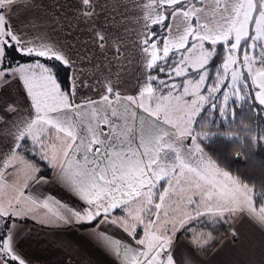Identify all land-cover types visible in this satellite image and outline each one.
I'll use <instances>...</instances> for the list:
<instances>
[{
  "label": "snow or ice",
  "instance_id": "6c2138e0",
  "mask_svg": "<svg viewBox=\"0 0 264 264\" xmlns=\"http://www.w3.org/2000/svg\"><path fill=\"white\" fill-rule=\"evenodd\" d=\"M7 2L11 3V0ZM180 2L181 0H150L148 7L154 4L157 10L155 15L145 22L146 31L141 43L144 45L143 52L147 54L146 68L149 70L155 68V73L150 72L146 81L155 82L158 89L167 88L171 96L179 85L169 84L167 80L173 74L186 75L187 68H192L197 75L195 80L187 79L181 96L196 97L190 102H184L190 103L194 115L204 102L214 101L218 92L227 103L229 96L227 92H220V85L229 78V73L230 80L225 87L228 92L244 100L245 96L239 95L248 87L244 73L240 71L243 67L258 89L255 98L260 105H264V0H260V11L251 36L248 26L253 23L252 13L256 11L254 0L234 3L231 8L226 6L224 12L230 14L224 16L222 12L224 23L212 27L207 23H201L199 15L195 24L188 22L190 17L197 13V9L195 6L188 9L183 5L180 8L174 7ZM4 3L5 0H0V6ZM80 4L82 14L90 16L93 12V0H80ZM178 18H182L185 23L182 25L171 23ZM149 25H157L160 31L148 30ZM190 37L191 44H189ZM98 41L100 47H103L104 37L98 36ZM205 43L209 46L205 47ZM217 45L220 46L219 52ZM257 48H260V51L255 55L260 57L259 64L262 69L257 74L259 79L253 75L251 67L255 62L252 53ZM9 49L14 50L21 62L10 60ZM170 51L175 53L171 59ZM192 53L196 55L189 63L187 57ZM220 53L224 54V59L217 67L214 58ZM79 56L86 58L87 54L79 49H72L71 46L65 48L56 42H26L23 36L12 28L10 19H6L5 15L0 13V85H3L0 91L8 92L13 83L20 85V90L27 101L29 116L32 117L19 123L13 121L18 135L8 143L0 145V160L5 159L6 153L5 165H7L10 160L17 158L19 152L29 147L30 140L31 148L41 159L48 160L49 164L58 169V178L62 179L73 195L83 203L79 208H68L70 213L68 216L56 213L57 222L72 226L88 225L92 229H98L100 225L123 229L133 237L136 244L144 246L145 251L137 252L129 259L130 249L127 244L119 245L100 231L89 232L88 236L98 244L103 242L114 244L118 250V258L123 257L124 264H174L171 256L165 254L163 258L161 257V252L170 245L171 240L156 235L154 223L161 219L159 210L165 204L166 197L170 195L173 182L177 185L183 182L193 191L199 192L202 199L207 198L209 203L214 200L216 210L232 211L234 206L247 205L255 212L252 206V189L247 185L241 184L227 172H221L210 161L206 163V158L196 157L193 164L183 155L182 149L183 152L188 153V156H191V153L187 146L183 145L182 138L190 136L193 141L197 139L191 129V119L188 120V126L179 128L171 135L160 128L146 130L141 127L138 147H133V141L129 140L126 145L118 146L117 149L104 155L107 150L99 147L103 142L94 128L89 126L81 131V126L69 118L72 114L79 115L80 109L89 103L88 101L82 103L76 98L78 89L85 86V80L80 78L83 73L80 70ZM209 65L210 67H207ZM233 65L235 67H231ZM201 69L203 71H200ZM156 73L164 75L161 77ZM69 77L71 80L62 88L63 82ZM206 82H208V87L205 89L207 94L201 95L200 90ZM153 92L152 83H146L143 91L139 92V98L128 95L124 100L129 105L143 108L150 116H157L158 119L159 114L164 112L163 122L172 123L168 116L169 108L162 103L169 97L157 96L156 99L161 103L155 108L146 105L145 99L151 100ZM120 95L110 85L105 89V94L100 100L111 106L109 97L120 98ZM181 96L174 99L180 100ZM15 104L14 99L10 98L9 103H4L0 98V112L6 115L14 112ZM213 108H218L223 115V107L214 102L209 105L207 112H211ZM111 114L115 116V110ZM93 115L95 116V112ZM9 119H11L10 115ZM0 123L7 127V123L2 119ZM103 123H110L107 116L103 118ZM173 126L178 127L175 124ZM59 137H62L65 143L62 161H58L55 155H49L46 143L50 140L54 142ZM75 156H81L82 159H73ZM32 167L37 166L32 165ZM0 180H3L2 175ZM45 180L42 174L33 177V183H43ZM161 181L167 182L169 189L160 190L158 202L154 203L155 190ZM188 199L199 214L200 199L195 201L191 197ZM24 202L18 199L15 204L11 201L7 205L0 203V224L7 229L3 235H0V264H15L16 261L19 264H26L25 258L17 252L13 238L17 221L27 216V210L22 207ZM40 203L39 197L31 200L33 206ZM57 204L59 207H66L59 202ZM42 206L49 207L47 202ZM124 213H127V216H124ZM258 219L264 222V208L260 209ZM49 223L52 221L50 220ZM137 226H141L144 239L136 236ZM62 264H66V261Z\"/></svg>",
  "mask_w": 264,
  "mask_h": 264
},
{
  "label": "crops",
  "instance_id": "0c3cea01",
  "mask_svg": "<svg viewBox=\"0 0 264 264\" xmlns=\"http://www.w3.org/2000/svg\"><path fill=\"white\" fill-rule=\"evenodd\" d=\"M237 2L245 0H181L180 4H184L185 9L192 6L197 9L188 22L195 24L199 15L201 23L212 27L224 23V16L230 14L224 12L225 7L231 8ZM149 3L150 0H93L90 16L82 14L80 0H11V3L5 0L0 6V13L10 19L12 28L26 42H56L65 48L71 46L87 54L86 58L78 57L83 73L80 78L85 80V86L78 89L76 98L82 103H89L80 109L79 115L72 114L69 118L81 126V131L89 126L94 128L103 142L99 147L107 150L104 155L118 146L126 145L129 140L133 141V147H138L141 127L146 130L160 128L170 135L177 132L124 100L128 95L139 98V92L149 83L146 81L149 72L146 68L147 54L143 52L144 45L141 43L146 31L145 22L157 10L154 4L148 7ZM222 12L224 16H221ZM171 23L182 25L185 22L178 18ZM152 26L149 25L148 30ZM98 36L104 37L103 47H100ZM110 85L121 94L120 98L109 97L111 106L100 100ZM2 88L3 85H0ZM0 98L4 103H9L10 98L16 101L14 112L8 115L0 112V119L7 123V127L0 123V145H3L18 135L13 121L19 123L32 117L29 116L20 85L13 83L8 92L0 91ZM113 110L115 116L111 114ZM105 116L109 124L103 123ZM187 140V136L182 138L183 145L187 146ZM46 143L49 155H55L58 161H62L65 151L63 138ZM187 148L191 156L183 149L182 153L193 164L196 157L206 158V163L210 161L197 149ZM4 155L5 159L0 160V175L3 176V180H0V203L7 205L9 201L13 204L18 199L25 201L22 207L27 210L26 218L30 223L15 245L26 264H62L64 261L66 264H124V258H118L116 246L107 242H94L88 236L92 231H100L119 245L127 244L129 259L141 251L133 237L118 227L100 225L98 229H80L79 224L72 226L62 222L61 225L36 224L43 213L54 218L56 213L68 216V208H79L83 202L58 178V169L52 167L48 160L45 159L54 172L53 177H45L43 183H33V177L39 175L37 168L28 166L32 164L20 155L5 165L7 154ZM73 159L82 157L75 156ZM36 197L41 203L33 206L31 200ZM44 202L48 203V208L42 206ZM57 202L66 207H59ZM234 211L241 216L232 222V238H223L206 257L190 248L187 240L178 239L170 253L174 264H264V223L247 205L234 206Z\"/></svg>",
  "mask_w": 264,
  "mask_h": 264
},
{
  "label": "trees",
  "instance_id": "16d2710c",
  "mask_svg": "<svg viewBox=\"0 0 264 264\" xmlns=\"http://www.w3.org/2000/svg\"><path fill=\"white\" fill-rule=\"evenodd\" d=\"M181 5L184 6V4H179L176 6V8H180ZM151 29L160 31V28L157 25L152 26ZM189 44H191V40L189 41ZM208 46L209 45L205 43V47ZM159 47L160 45L158 44V48ZM219 48L220 46L217 45L218 52ZM8 51L10 60H12L13 62L17 61V63L21 62L20 57L14 52L13 49H9ZM259 51L260 48H257L255 52L252 53L255 59V62L251 66L253 69V74L262 70L259 61L257 60L258 55H255V53ZM173 55H175L174 52L169 53V58L171 59ZM195 55L196 53L188 55L187 59L189 63H191L192 58ZM237 57L239 63V53L237 54ZM177 59H179V57H177ZM214 59L216 66L219 67L221 61L224 59V54L220 53V55ZM157 63L159 64L160 62L158 61ZM173 66L175 67V65ZM207 67H210V65ZM200 71H203V69H201ZM240 71L244 73L245 83L248 84V87L246 89H243L239 93V95L245 96V99L240 100L232 92H228V89L225 87V85L229 83V73V78L225 79L224 84L220 85V92H227L229 96L227 103H225L223 97L219 92L215 94L216 98L214 101L208 100L204 102L205 106L197 116L198 118L193 125L192 132L197 136V139L195 141L198 143V145L201 147L210 161L221 172H227L229 176L233 177L234 179L240 181L241 184L247 185L250 189H252L253 208L259 211L260 208L264 205V108L261 107V105L255 98L256 88L254 87L251 78L248 76L245 69L241 68ZM150 72L155 73V68L149 70L148 74ZM156 74L161 77L164 75L163 73ZM196 75L197 73H194L192 68L190 67L187 68L186 75L184 73H181V75L179 76L173 74L172 77L167 80V83H176L177 85H179V88L175 90L171 94V96H169L167 88L161 90L157 88L155 82H149L152 83L154 92L153 98L151 100H148L147 98L145 99L146 105L155 108L158 103H161V101H158L156 99L157 96L169 97L167 101L162 102L169 108V118L173 113L180 114V110H178L179 107L177 106L178 103H184L185 101L190 102L191 100H193V96L191 95L181 96L184 84L189 78L195 80ZM61 76H63V72H61ZM209 78L211 79V70ZM68 83L69 78L68 80H65L63 82L62 88L66 87ZM207 87L208 82H206L203 88L200 90L201 95L207 94L205 91ZM177 96H181V99L175 100L174 97ZM174 101L177 102L175 103L176 105L174 104ZM213 102L218 106L223 107V115L220 114L218 108H213L211 112H207L209 105ZM163 116L164 112H161L159 114V119L157 116L153 117L165 124L163 122ZM165 125L173 128L174 130H179V127H174L172 123ZM17 155L22 156L32 165L37 166L36 168L39 175L42 174L48 179H51L53 177L54 172L52 171L46 160L41 159L37 152L31 148L30 140L29 147L24 149L22 152H19ZM180 184H176L175 186L172 185L173 189L172 191H170V195L166 197L167 203L173 202L172 200H175V196L173 197V195H178L181 200L182 183ZM157 189L159 192L160 190H168L169 185L164 181L158 185ZM192 199L193 201L196 200L194 197ZM201 206H203V204L199 207ZM178 212L182 211L178 209ZM196 224L197 223H191L190 225H187L183 233L184 236L179 235L178 239L189 241L191 239V233L188 234L187 230L195 227ZM88 227V225L79 226L80 229ZM197 227L200 230L205 231L209 235L208 237L210 239L205 243V245L193 246L194 249L203 257L208 256L220 244L223 238H232L233 226L232 221L229 219V217H223L222 219L213 222H208V220L203 219L199 222ZM9 259H11V257H9ZM15 264H19V262L16 261Z\"/></svg>",
  "mask_w": 264,
  "mask_h": 264
},
{
  "label": "rangeland",
  "instance_id": "374dc122",
  "mask_svg": "<svg viewBox=\"0 0 264 264\" xmlns=\"http://www.w3.org/2000/svg\"><path fill=\"white\" fill-rule=\"evenodd\" d=\"M245 2H246V0H245ZM254 2L256 3V11H254L252 13L253 23H250L248 26V31H249L250 36L253 33L254 22L258 18L257 14L260 11V0H254ZM190 40H191V38L189 39V41ZM242 43H243V41H242ZM171 52H174V51H171ZM259 59H260V57L258 56L257 60L259 61ZM231 67H235V65H233ZM241 68H243V67H241ZM258 73L259 72H256L253 75L256 76ZM251 81H252V79H251ZM254 87L256 88L255 85H254ZM257 91H258V89L256 88V93H257ZM194 98H196V97H193V99ZM257 102L259 103L258 100H257ZM175 103H177V102L174 101V104ZM177 106L179 107L178 110H180V114L179 113H173L172 115H170L171 116L170 120L172 121V124L177 125L179 128H184V127L188 126V120L191 119V129H192L193 125L195 124V122L198 118L197 116L200 114V112L203 109V107L205 106V104L203 103L202 107H200V110L194 115L191 112L190 104L186 105L185 103L179 102ZM261 107H263V106L261 105ZM145 113H147V112H145ZM175 131H178V130H175ZM187 138H188L187 141H189V142H187V146L197 149L199 152H201L202 154H204L206 156V154L204 153V151L201 149V147L198 145V143L196 141H193L190 136H187ZM50 142H52V140H50ZM193 148H191V150ZM49 152H50V150H49ZM28 166L32 167L30 164H28ZM162 182H164V181H162ZM162 182H160V183H162ZM181 183H182V186H181V189H182L181 190V192H182L181 200L182 201L180 200L178 195H173V197L175 196V200H172L173 202H169V203L165 202L163 207L159 210L161 213V219L159 221L154 222L155 228H156V235L162 236L163 238H168L171 240L170 245H168V247H166L161 252L162 258L165 256V254L171 256L170 253H171L172 246L175 244V241H177L179 235L184 236L183 233H184L187 225H190L191 223H197L195 225V227L187 230L188 234L191 233L190 234L191 239L186 243L188 244V246L190 248H192L194 250L193 246L205 245V243L208 240H210L208 237L209 235L205 231L200 230L197 227V225L199 224V222L201 220L204 219V220H208V222H213V221L222 219L223 217H229V219L233 222V221L238 220L241 216L238 214V212H236L234 210H232V211H228L227 209H225L223 211L216 210L214 208V200L212 203L209 204L207 198L202 199L201 194L199 192L193 191L192 189L187 187L183 182H181ZM22 184H24V183H22ZM173 185L175 186L176 183L173 182ZM172 189L173 188H171L170 191H172ZM155 191H156V196L154 197V201H153L154 203L158 202V195H159L158 189H156ZM188 197H191V198L194 197L196 200L200 199V205L203 204V206L199 207V214H197L195 206L189 202ZM252 199H253V191H252ZM252 206H253V202H252ZM261 208H264V205ZM178 209L182 212H178ZM259 212H260V210L259 211L255 210V212H253V213L258 215ZM164 213H166L167 215H164ZM142 215H143V213H142ZM124 216H127V213H124ZM50 220L52 221V224H54V225H61L60 222L56 221V218H54V217L50 216V214H46V213H43L40 216V218L37 219L36 224H41V225L51 224V223H49ZM29 223L30 222L28 221V219L26 217L19 218V220L17 221V227L13 233L14 243L17 241L20 234L25 230L26 226ZM174 225H175V230L173 231ZM139 229H141V226H137L136 236L140 239H144L145 237L142 234V231H139ZM6 231H7V229L4 227V225L0 224V235H3L4 232H6ZM139 246L141 248V251H145L144 246H142V245H139Z\"/></svg>",
  "mask_w": 264,
  "mask_h": 264
}]
</instances>
